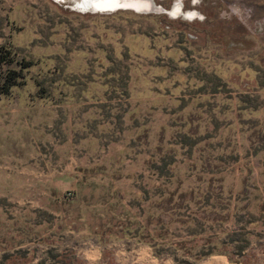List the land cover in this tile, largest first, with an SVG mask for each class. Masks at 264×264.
Masks as SVG:
<instances>
[{
    "label": "rangeland",
    "instance_id": "obj_1",
    "mask_svg": "<svg viewBox=\"0 0 264 264\" xmlns=\"http://www.w3.org/2000/svg\"><path fill=\"white\" fill-rule=\"evenodd\" d=\"M78 2L0 0V47L33 64L0 98V179H24L0 196V264H85L88 245L102 260L117 239L155 238L162 179H222L241 195L222 225L144 244L156 256L264 264V0H155L167 13ZM7 211H50L53 230L13 231ZM182 238L189 253L160 246Z\"/></svg>",
    "mask_w": 264,
    "mask_h": 264
},
{
    "label": "trees",
    "instance_id": "obj_2",
    "mask_svg": "<svg viewBox=\"0 0 264 264\" xmlns=\"http://www.w3.org/2000/svg\"><path fill=\"white\" fill-rule=\"evenodd\" d=\"M33 64L25 60H17L15 54L10 48L0 47V98L8 97L11 94L12 89L19 88L25 84V72L30 69ZM200 139L198 135L195 136ZM191 138V137H190ZM215 138V137H207ZM187 141H180L183 145ZM198 141L196 144H199ZM154 166H157L155 163ZM170 164H164L161 168L162 173L169 170ZM158 181V180H157ZM159 182V181H158ZM161 185L155 188V194L161 199L158 206H161V213L158 215V222L161 226L160 232L156 234L155 238L150 239V233L148 231L146 238L149 241L145 242L140 238V234L135 233L134 236L140 238L142 244H150L160 238L161 240L167 237H177L170 231L172 226L178 227L179 230L186 232L187 236L196 237L206 231L204 224L209 223L211 226L214 224L222 225L227 222L233 214V210L238 205L240 199L239 193L233 194L232 189L225 193L222 179H162ZM197 193L200 195L197 198L199 200L193 203L194 196ZM147 192H143L146 196ZM199 207L196 211H192L191 204ZM154 207H156L154 205ZM157 208V207H156ZM263 210V209H262ZM154 216V215H153ZM150 216L147 219V226H151L154 219ZM163 219L164 221L163 223ZM198 225L201 228L199 233L193 232V226ZM211 228L207 230L211 231ZM177 229V230H178ZM142 230H145L144 228ZM156 231L154 230V233ZM133 236V237H134ZM145 242V243H143ZM160 246H167L173 253L179 250L190 252L192 249L185 247V241L176 240L175 242H163ZM221 245H216L217 248ZM157 248L158 245H152ZM158 256H162V252H156ZM187 254V253H186ZM212 256V251L206 252L198 256L196 261L203 260Z\"/></svg>",
    "mask_w": 264,
    "mask_h": 264
},
{
    "label": "crops",
    "instance_id": "obj_3",
    "mask_svg": "<svg viewBox=\"0 0 264 264\" xmlns=\"http://www.w3.org/2000/svg\"><path fill=\"white\" fill-rule=\"evenodd\" d=\"M7 175V174H5ZM24 179H0V196L7 198V195H10L11 197L15 198L16 196L13 194L15 191L18 192V189H22V181ZM52 179H49L48 181L51 183ZM20 184V185H18ZM21 193V191H20ZM52 195L51 192H48ZM46 194V193H45ZM7 201L14 202L12 199H6ZM14 205V204H13ZM9 216L10 220L8 218L4 219V222L8 224L9 222H13V228H11L13 231H18L15 227H18L21 222H24V225L27 227H36V226H42L45 225V230H53V224H52V212L46 211L45 216L47 217L44 222L41 220L39 222L36 221V219L32 220L30 217L36 216L34 213H29L26 215L29 217L28 219L21 220L22 215L18 214H10L8 211L6 212ZM24 215V216H25ZM25 216V217H26ZM4 227V226H3ZM4 227L2 231H6ZM18 233H20L18 231ZM51 234V232H49ZM7 241V239H4ZM123 240L117 239L116 242H112L109 245H107V249H111V254L108 255L107 258H104L101 260L100 255V248L99 246L94 245H88V249L83 253V260L85 264H172L168 262V259H165L164 257H159L154 254L152 249L142 243L135 242L133 247L124 246V244H130L129 240ZM226 258V259H225ZM221 258V257H208L203 260H200L198 262H194L192 264H234L232 261H230L227 257ZM176 264V263H173ZM237 264V263H235Z\"/></svg>",
    "mask_w": 264,
    "mask_h": 264
},
{
    "label": "bare ground",
    "instance_id": "obj_4",
    "mask_svg": "<svg viewBox=\"0 0 264 264\" xmlns=\"http://www.w3.org/2000/svg\"><path fill=\"white\" fill-rule=\"evenodd\" d=\"M105 1H107V0H88V2H85V1L78 2L77 5L82 7V8H84V9H86V8L89 9L90 5L95 6L98 3L99 4L105 3V4H108V6H111V5H123V6L132 5V7L137 9V10H144V9H147V8L152 9L153 6L154 7H158L155 4V0H153V4L152 5H149V3L146 2V1H150V0H139V1H136V0H110L111 2L108 1L109 3L105 2ZM173 9H172V11L170 13L171 16L175 17V16L181 15L179 7L175 11H173ZM184 17L192 19L193 17H196V14L195 13H188V14H185Z\"/></svg>",
    "mask_w": 264,
    "mask_h": 264
},
{
    "label": "water",
    "instance_id": "obj_5",
    "mask_svg": "<svg viewBox=\"0 0 264 264\" xmlns=\"http://www.w3.org/2000/svg\"><path fill=\"white\" fill-rule=\"evenodd\" d=\"M81 1L88 2V0H79V2H81ZM108 1H110V0H107L105 2H108ZM136 1H139V0H136ZM146 2L149 3V5L153 4V0L146 1ZM95 6L90 5L89 9L88 8L84 9V8H82V7L77 5V8H79L83 12H92V13H112V12L117 11V10H131V11L136 12V13H151V12H153V13L154 12L155 13H158V12L159 13H167L162 8L154 7V6H153L152 9L147 8V9H144V10H137V9L133 8L132 5H129V6H123V5H111V6H108V4H105V3H102V4L98 3ZM170 13H168V14L170 15Z\"/></svg>",
    "mask_w": 264,
    "mask_h": 264
},
{
    "label": "flooded vegetation",
    "instance_id": "obj_6",
    "mask_svg": "<svg viewBox=\"0 0 264 264\" xmlns=\"http://www.w3.org/2000/svg\"><path fill=\"white\" fill-rule=\"evenodd\" d=\"M178 7H179L178 5H176V6L174 5V7H173L174 9L172 8L173 11H175ZM192 13H193V12H192Z\"/></svg>",
    "mask_w": 264,
    "mask_h": 264
}]
</instances>
